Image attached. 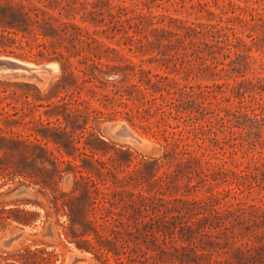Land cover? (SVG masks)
I'll use <instances>...</instances> for the list:
<instances>
[{
    "label": "trees",
    "instance_id": "obj_1",
    "mask_svg": "<svg viewBox=\"0 0 264 264\" xmlns=\"http://www.w3.org/2000/svg\"><path fill=\"white\" fill-rule=\"evenodd\" d=\"M130 1L0 0V55L35 62L56 60L63 72L56 83L50 84L45 95L34 84L0 79V121L7 126H22L21 131H4L0 127V155L16 152L24 156L26 151L34 148L54 155L47 146L50 142L57 145L59 152L63 150L69 154L67 143L61 140L66 133L64 128L61 125L51 127L50 121L42 119L41 112L35 115L40 107L59 106L55 102L43 105L38 101H51L59 93L68 91L70 84L66 79L73 76L69 69L72 57H83L79 63L86 67L79 71L84 74L89 69V60L92 61L91 74L94 69L102 72L95 60H101L103 53L118 51L104 41L103 38L110 36L124 39L119 46L125 45L129 51L135 47L143 54L150 47L175 46L174 54L209 57L214 60L215 69L222 65L214 75L225 72L229 78L235 73L242 76L241 80L233 78L232 83L227 82L226 97L216 102L217 130L222 135L221 142L227 144V147L220 145V149L233 160L238 152L264 154V63L260 65L262 72L254 69L255 75L246 77L251 68L248 61L251 55L241 47H248V42L236 32L237 24L251 30L261 27L259 21L264 22V10L259 12L252 8L249 17H243L241 13L224 17L211 9L210 0ZM228 4L239 5L235 0H228ZM224 6L222 12H226ZM154 8L163 11L155 13ZM171 8L177 14L186 13V17L174 16ZM191 10L196 16L206 17L207 21L202 22L199 17L189 19L188 16L193 14ZM101 24L108 27L100 30ZM247 37L253 43L257 38L252 32L247 33ZM219 56L222 57L220 60ZM67 96L68 92L58 102L73 106L85 102L81 95L71 96V101L65 102ZM226 102L230 105L224 106ZM52 111L44 113L50 116ZM71 112L82 113L78 107ZM69 115H63L65 122ZM173 129L166 131L164 136L166 143L162 149L165 155L193 156L208 148L184 138L182 130ZM214 134L218 136L217 132ZM216 139L219 141L220 138ZM258 161H255L256 168L264 172V165ZM62 162L71 163L69 160ZM235 162V168H239L241 163ZM155 163L156 160H151L146 165ZM249 166L230 169L234 187L211 192L206 197L188 198L183 193L181 197L166 198V193L160 189L170 185H136L141 189L129 191V202L121 206L91 176L81 175V179H87L91 185H75L69 192L55 196L51 206L67 218L63 238L80 252L94 255L99 264H227L216 255L218 249L227 248L229 238L239 235L264 238V186H261L264 180L260 181L256 174L248 172ZM17 172L23 174L20 170L0 167V174L4 176L12 177ZM75 183L79 184L78 181ZM185 187L195 191L198 185ZM255 187L260 188L257 201L249 202L246 197ZM221 195L223 198L231 196L234 202H227L224 209H217ZM174 202H181L186 211L170 206ZM44 210L46 216L51 215L50 211ZM18 211L27 217V223L36 219L30 210ZM1 212L11 210L2 209ZM244 245L249 253L255 249V245ZM55 260L52 251L30 247L20 251L16 259L20 264H54Z\"/></svg>",
    "mask_w": 264,
    "mask_h": 264
},
{
    "label": "rangeland",
    "instance_id": "obj_2",
    "mask_svg": "<svg viewBox=\"0 0 264 264\" xmlns=\"http://www.w3.org/2000/svg\"><path fill=\"white\" fill-rule=\"evenodd\" d=\"M227 1L210 0L211 9L224 17L238 13L249 17L252 8H257L259 12L264 10V0H235L238 6L227 5ZM128 3L131 1L128 0ZM223 5L226 12L221 10ZM233 9L236 10L234 13ZM153 10L155 13L163 11L161 8ZM170 12L176 17H186V13L177 14L172 8ZM192 12L189 19L199 17L198 20L207 21L206 17L196 16ZM259 23L262 26L254 28L255 30L239 24L236 27L237 34L248 42V47H241L251 55L248 59L251 68L246 74L249 78L255 75L254 69L263 71L260 65L264 63V22ZM107 27L108 25L101 24L98 29ZM249 32L257 36L254 43L247 37ZM103 39L118 51L103 53L101 60H95L102 72L94 69L91 74L89 69L92 61L89 60V69L84 74L79 71L86 67L79 63L83 57H72L69 69L73 76L66 79L70 84L68 91L59 93L51 101H38L43 105L55 102L59 106L40 107L35 115L41 112L42 119L50 121L51 127L61 125L64 128L66 133L61 140L67 143L69 154L63 150L59 152L57 145L50 142L47 146L54 155L37 148L29 149L24 156L16 152L0 155V167L23 171V174L17 172L12 177L0 174V264H20L16 259L25 247L52 251L56 259L54 264L100 263L94 255L80 252L63 238V233L67 230V218L55 212L51 206L55 196L69 192L75 185H91L87 179L82 180L81 175L91 176L120 206L129 202V191L137 192L141 189V186L136 185H170L169 188L164 186L160 189L162 193H166V198L181 197L183 193L188 198L206 197L211 192L234 187L230 169H243L247 164L250 165L248 172L256 174L260 181L264 180V172L257 169L255 164L259 160L264 165V154L238 152L234 159L241 165L235 168V160L220 149V145L227 147V144L221 142L222 135L217 130L219 123L215 119L218 113L216 102L226 97V83H232L233 78L241 80L242 76L235 73L229 78L225 72L214 75L222 65L219 64L215 69L214 60L209 57L203 59L196 55L174 54L177 51L175 46L148 47L147 53L143 54L135 47L129 51L125 45L119 46L124 41L119 36ZM233 50L237 48L233 47ZM0 58L36 66L56 64L57 67L41 74L40 81L14 74H0L3 81L36 85L41 89L42 95L63 74L56 60L35 62L5 55H0ZM217 58L220 60L222 57ZM228 61L229 59L225 60L226 63ZM66 92L69 96L65 102H70L74 95H81L85 102L74 106L65 105L64 101L58 102ZM226 105L230 104L226 102L224 106ZM72 107H78L82 113L71 112ZM45 111H52V114L48 116ZM68 113L70 115L65 122L63 115ZM220 114L223 115L224 112ZM57 118L60 120L57 121ZM0 127L4 131L22 129L20 125L7 126L2 121ZM172 129L182 130L184 138L208 148L193 156L173 153L165 155L162 149V145L166 143L164 136L166 131ZM216 138H220L219 141ZM62 160H69L71 163ZM151 160H156V163L153 166L146 165ZM185 185L198 187L195 191H188ZM259 191L260 188L255 187L246 200L257 201ZM221 197L216 204L217 209H224L227 202H234L231 196ZM170 206L178 211H186L181 202H174ZM43 207L51 212L50 216H46ZM2 209H10L11 212L2 213ZM22 209L32 211L36 219L31 223L25 222L27 217L18 211ZM261 240L251 235L229 238L227 248L218 249L216 257L226 260L227 264H264V238ZM245 243L255 245V249L247 252Z\"/></svg>",
    "mask_w": 264,
    "mask_h": 264
},
{
    "label": "water",
    "instance_id": "obj_3",
    "mask_svg": "<svg viewBox=\"0 0 264 264\" xmlns=\"http://www.w3.org/2000/svg\"><path fill=\"white\" fill-rule=\"evenodd\" d=\"M44 66L28 67L20 61L0 59V74H14L21 77L34 78L40 81L41 74L47 70Z\"/></svg>",
    "mask_w": 264,
    "mask_h": 264
},
{
    "label": "bare ground",
    "instance_id": "obj_4",
    "mask_svg": "<svg viewBox=\"0 0 264 264\" xmlns=\"http://www.w3.org/2000/svg\"><path fill=\"white\" fill-rule=\"evenodd\" d=\"M0 59H2V58H0ZM5 60H12V61H17V60H14V59H7V58H4ZM22 64H24V65H26V66H28V67H40V66H36V65H33V64H30V63H24V62H21ZM55 66H56V64H54V63H52V64H49V65H46V66H44V68L45 69H51V68H55ZM57 67V66H56ZM46 70V71H47ZM45 72V71H44Z\"/></svg>",
    "mask_w": 264,
    "mask_h": 264
}]
</instances>
